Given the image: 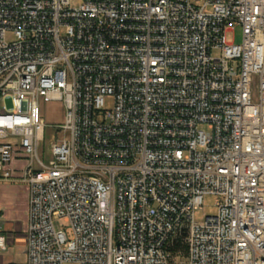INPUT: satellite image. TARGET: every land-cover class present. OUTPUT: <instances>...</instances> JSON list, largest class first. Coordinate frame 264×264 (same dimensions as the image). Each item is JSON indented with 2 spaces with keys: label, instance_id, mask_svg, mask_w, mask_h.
I'll list each match as a JSON object with an SVG mask.
<instances>
[{
  "label": "built area",
  "instance_id": "1",
  "mask_svg": "<svg viewBox=\"0 0 264 264\" xmlns=\"http://www.w3.org/2000/svg\"><path fill=\"white\" fill-rule=\"evenodd\" d=\"M76 1L0 0V181L29 186L25 264H264V0Z\"/></svg>",
  "mask_w": 264,
  "mask_h": 264
},
{
  "label": "crops",
  "instance_id": "2",
  "mask_svg": "<svg viewBox=\"0 0 264 264\" xmlns=\"http://www.w3.org/2000/svg\"><path fill=\"white\" fill-rule=\"evenodd\" d=\"M15 165L14 176H20L22 161L17 158ZM28 224L29 186L19 181H0V233L7 236V249H0V264L26 263Z\"/></svg>",
  "mask_w": 264,
  "mask_h": 264
},
{
  "label": "rangeland",
  "instance_id": "3",
  "mask_svg": "<svg viewBox=\"0 0 264 264\" xmlns=\"http://www.w3.org/2000/svg\"><path fill=\"white\" fill-rule=\"evenodd\" d=\"M80 0H77L78 3ZM228 41H234L237 43L241 42L242 39V31L240 27H236V29L232 32L228 33ZM6 105L8 108L12 107L11 99L6 101ZM41 110L42 117L48 123H59L63 122L64 119V107L62 102L54 101V100H45L41 99ZM54 139L52 138V132L48 131L46 134V140L41 142L40 153H44V149H46L47 153L50 154V144ZM217 201L218 197L215 195H206L203 200V204L199 207L195 212V220L197 223H202L207 215L215 214L217 211ZM64 224V221L61 220L56 223L57 226H61ZM6 253V252H4ZM0 255H2L0 253Z\"/></svg>",
  "mask_w": 264,
  "mask_h": 264
}]
</instances>
